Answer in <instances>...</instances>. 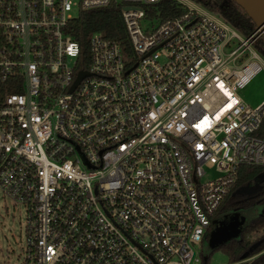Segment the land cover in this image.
I'll use <instances>...</instances> for the list:
<instances>
[{"label": "built area", "instance_id": "1", "mask_svg": "<svg viewBox=\"0 0 264 264\" xmlns=\"http://www.w3.org/2000/svg\"><path fill=\"white\" fill-rule=\"evenodd\" d=\"M171 1L0 0V200L26 212L19 264H200L238 168L264 167V101L237 95L264 69L260 32ZM82 13L117 15L123 35L91 33L84 55Z\"/></svg>", "mask_w": 264, "mask_h": 264}, {"label": "trees", "instance_id": "2", "mask_svg": "<svg viewBox=\"0 0 264 264\" xmlns=\"http://www.w3.org/2000/svg\"><path fill=\"white\" fill-rule=\"evenodd\" d=\"M195 5L210 11L231 25L241 35H249L256 30L255 25L245 13L231 0H189ZM175 3L165 0L162 10L169 14L175 11ZM93 32H99L104 38L116 39L123 35L121 21L117 15L96 16L93 13H82L71 24L69 34L78 42L84 55H87V39ZM264 60V38L261 35L254 45ZM257 135H264V117ZM245 190H250L245 192ZM248 210L251 217L235 237L210 247L208 253L220 250L229 263L242 261L264 249V234L249 239V235L264 228V167L240 166L237 176L227 195L214 213V218L228 212ZM209 255H201L200 264H207ZM264 262V252L260 253L250 264Z\"/></svg>", "mask_w": 264, "mask_h": 264}, {"label": "rangeland", "instance_id": "3", "mask_svg": "<svg viewBox=\"0 0 264 264\" xmlns=\"http://www.w3.org/2000/svg\"><path fill=\"white\" fill-rule=\"evenodd\" d=\"M237 95L240 101L249 108H254L261 101H264V69L257 73L246 87L237 91ZM215 175L213 170H208L205 171L204 178ZM25 226L26 212L24 208L17 205L13 206L9 200H0V264H19L21 262L25 246ZM262 234H264V228L252 232L249 239ZM209 248V244L204 239L200 252L201 255H209L207 264H250L256 256L264 252L262 249L259 253L242 261L229 263L223 252L218 250L208 253Z\"/></svg>", "mask_w": 264, "mask_h": 264}, {"label": "water", "instance_id": "4", "mask_svg": "<svg viewBox=\"0 0 264 264\" xmlns=\"http://www.w3.org/2000/svg\"><path fill=\"white\" fill-rule=\"evenodd\" d=\"M237 5L247 16V18L255 25L256 29L264 38V0H231ZM84 73L77 75L78 81ZM251 213L248 210L228 212L215 219L212 229L208 232L207 243L213 247L223 241L237 236L249 218ZM261 264H264L261 263Z\"/></svg>", "mask_w": 264, "mask_h": 264}, {"label": "flooded vegetation", "instance_id": "5", "mask_svg": "<svg viewBox=\"0 0 264 264\" xmlns=\"http://www.w3.org/2000/svg\"><path fill=\"white\" fill-rule=\"evenodd\" d=\"M247 191H250V190H245V192H247ZM217 218H219V217L213 218V221H214L215 219H217ZM213 221H212V222H213ZM212 227H213V223L210 224V229H212ZM206 241H207V239H206Z\"/></svg>", "mask_w": 264, "mask_h": 264}]
</instances>
